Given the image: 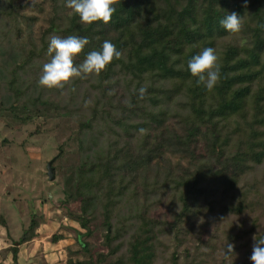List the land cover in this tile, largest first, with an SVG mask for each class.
<instances>
[{
	"label": "trees",
	"instance_id": "16d2710c",
	"mask_svg": "<svg viewBox=\"0 0 264 264\" xmlns=\"http://www.w3.org/2000/svg\"><path fill=\"white\" fill-rule=\"evenodd\" d=\"M15 2L8 0L0 19L20 37ZM114 6L110 23L88 25L66 0H52L40 43L21 51L0 89L7 126L58 116L73 125L58 162L62 207L79 226L77 250L54 264H252L253 236L264 237V0L247 6L245 0H117ZM231 12L246 17L239 33L220 24ZM53 35L90 40L76 64L105 40L122 57L63 89L41 87L36 73L50 60ZM205 47L217 50L222 65L212 90L187 68ZM79 91L94 98L78 104ZM162 160L168 166L159 170ZM75 204L77 211L70 209ZM162 205L171 223L153 217ZM40 226L33 215L22 237L1 252L0 264H19L21 246L38 237ZM0 228H7L3 216ZM66 240L59 232L50 238L52 245ZM228 242L235 245L231 259L224 254Z\"/></svg>",
	"mask_w": 264,
	"mask_h": 264
},
{
	"label": "rangeland",
	"instance_id": "374dc122",
	"mask_svg": "<svg viewBox=\"0 0 264 264\" xmlns=\"http://www.w3.org/2000/svg\"><path fill=\"white\" fill-rule=\"evenodd\" d=\"M15 7L20 13V37L9 28L11 26L6 19H0V89L4 87L2 82L10 65L20 61L21 51L29 47L30 42L40 43L39 38L53 15L52 0H16ZM7 8L8 0H0V12ZM41 72L40 68L36 73L38 78ZM76 97L78 104L88 103L94 98L93 95L85 98L82 91ZM68 127L72 128L73 125L65 122L62 116L55 117L46 124L34 122L22 128L7 126L0 120V216L7 223V228H0V260L1 252L22 237L33 215H37L41 223L39 234L34 241L21 246L19 264H54L70 257V249L77 250L74 228L79 229V226L67 218L68 210L62 207L64 174L58 162L60 148L71 137L72 132ZM70 156L66 157V161ZM53 160V166L58 172L55 179L50 181L47 165ZM172 163H177L176 158L172 159ZM162 165L159 170L168 166L167 163L164 164V160ZM70 209L77 211L78 205H71ZM152 215L166 223L173 221L171 211L164 205L155 208ZM56 232L66 235L67 240L52 245L50 238ZM172 238V235H168L164 241L170 244L173 242ZM6 263L12 264V260L9 259Z\"/></svg>",
	"mask_w": 264,
	"mask_h": 264
},
{
	"label": "clouds",
	"instance_id": "9594fccd",
	"mask_svg": "<svg viewBox=\"0 0 264 264\" xmlns=\"http://www.w3.org/2000/svg\"><path fill=\"white\" fill-rule=\"evenodd\" d=\"M117 0H66V7L78 14L84 24L103 22L110 23L116 8ZM247 6V0H245ZM246 23V17L236 12L227 14L220 20L221 26L229 33H239ZM90 44L87 37L69 35L66 38L53 35L50 38L48 55L50 60L43 65L39 77V85L48 89H63L74 79L88 75H99L114 61L122 57L121 51L109 40H105L102 50L90 51L82 63L76 64L75 59L82 54ZM221 61L217 50L205 47L198 54L187 61V68L197 83L206 89H214L221 81ZM146 94V89L141 87L140 98ZM141 135L147 134V129L141 128ZM179 210V209H178ZM251 261L252 264H264V237L257 239L253 236ZM225 256L228 259L236 255L235 245L227 243Z\"/></svg>",
	"mask_w": 264,
	"mask_h": 264
},
{
	"label": "water",
	"instance_id": "95a60500",
	"mask_svg": "<svg viewBox=\"0 0 264 264\" xmlns=\"http://www.w3.org/2000/svg\"><path fill=\"white\" fill-rule=\"evenodd\" d=\"M53 163H54V160L49 162L47 165V171H48V176H49L50 181H53L55 179Z\"/></svg>",
	"mask_w": 264,
	"mask_h": 264
}]
</instances>
